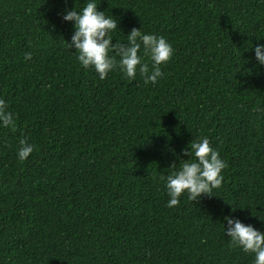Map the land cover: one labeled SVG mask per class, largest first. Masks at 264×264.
I'll return each mask as SVG.
<instances>
[{"label":"trees","instance_id":"1","mask_svg":"<svg viewBox=\"0 0 264 264\" xmlns=\"http://www.w3.org/2000/svg\"><path fill=\"white\" fill-rule=\"evenodd\" d=\"M86 2L0 0V99L16 123L0 129V264H253L223 229L228 217L264 232L251 50L264 0H95L117 22L112 44L140 28L172 45L154 86L79 65L62 17ZM200 136L227 164L222 184L166 207L164 180ZM23 137L34 151L20 161Z\"/></svg>","mask_w":264,"mask_h":264},{"label":"clouds","instance_id":"2","mask_svg":"<svg viewBox=\"0 0 264 264\" xmlns=\"http://www.w3.org/2000/svg\"><path fill=\"white\" fill-rule=\"evenodd\" d=\"M62 19L64 22H73L74 32L70 40L77 53V62L85 69L91 67L101 80L110 71L119 70L129 80H133L139 73L145 85L151 83L154 86L163 76L160 66L167 63L174 52L164 37L143 34L140 28H133L127 34L126 44L118 41L112 44V32L116 30L117 22L112 16H106L105 12L97 11L95 0H87L79 11L65 10ZM64 45L68 48L67 44ZM251 50L256 64L264 67V44L258 43ZM24 58L30 60L31 53H25ZM15 126V116L9 111L8 103L0 99V129H14ZM188 149L191 159L182 162L164 180L169 198L166 207L177 206L180 196L185 193L189 201L195 200L202 193L209 194L219 188L224 179L222 170L227 164L218 150L210 145L208 137L196 138L188 145ZM33 151L34 145L26 137L18 140V160H25ZM224 220L227 228L223 232L230 244L245 253H252L253 264H264V232L239 220L234 221L228 217Z\"/></svg>","mask_w":264,"mask_h":264}]
</instances>
